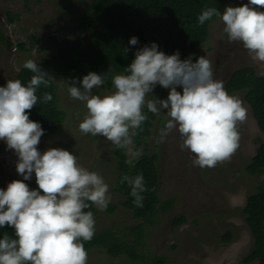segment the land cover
<instances>
[{
  "label": "clouds",
  "instance_id": "obj_1",
  "mask_svg": "<svg viewBox=\"0 0 264 264\" xmlns=\"http://www.w3.org/2000/svg\"><path fill=\"white\" fill-rule=\"evenodd\" d=\"M260 9L264 0L226 7L223 14L209 7L202 10L198 23L219 17L228 42L241 44L252 59L264 62V11ZM138 43L137 37L129 40L132 46ZM23 67L34 73L26 86L17 79L0 87V141L17 155L16 171L23 177L0 189V228L14 230V238L7 234L0 238V264H87L83 242L93 239L95 219L85 209L94 205L106 210L111 202L109 185L99 173L80 166L77 156L67 150H38L44 130L30 120L29 113L37 105V89L47 87L52 78L33 60ZM125 72L112 78L115 91L103 97L93 92L105 83L106 74L90 72L82 81H72L70 97L85 102L87 109L79 123L81 133L126 148L133 143V130L148 119L146 107L152 114L168 117L161 141L178 131L183 138L181 149L194 154L193 166L214 168L237 151L239 125L246 121L247 109L238 97L228 94L222 81L214 79L212 62L205 56L195 63L191 57L182 61L178 51L166 55L152 43L135 52ZM157 85L169 89L167 99L147 100ZM52 99L44 93V103ZM33 174L36 190L24 182ZM125 182L131 187L134 205L143 207L142 193L148 191L143 175H124L121 183Z\"/></svg>",
  "mask_w": 264,
  "mask_h": 264
},
{
  "label": "rangeland",
  "instance_id": "obj_2",
  "mask_svg": "<svg viewBox=\"0 0 264 264\" xmlns=\"http://www.w3.org/2000/svg\"><path fill=\"white\" fill-rule=\"evenodd\" d=\"M249 0H225L226 7H240ZM20 15V21L7 24L6 12ZM82 5L69 0H0V29L7 43H0V87L8 80H16L17 74L27 60L36 62L57 87L58 106L67 118L61 131L53 137H41L38 150L43 153L50 148L69 151L78 158L80 166L99 173L109 185L111 202L116 207L112 214L99 209L95 219V231L115 229L127 233L126 227L141 223L132 219V213L122 207L124 196L116 191L118 167L115 158L117 147L100 136L85 135L79 130V123L87 115L85 102L70 97L68 87L72 81H82L84 76L72 79L58 78L42 64V59L51 53L47 39L53 35L75 38L76 27L80 25ZM220 18L210 26L208 40L190 57L193 63L202 56L212 62L214 79L223 82L224 87L232 73L243 67H252L257 75H264V62L252 59L239 43H229L223 32ZM31 37L38 40L30 49ZM87 42V41H86ZM25 44L27 51H20L19 44ZM76 86H80L79 83ZM182 93V88H177ZM113 92L100 88L93 94L101 97ZM169 89L157 85L146 99H167ZM245 92L238 97L247 109L246 121L239 125V147L231 158L214 168L193 166L194 154L181 149L183 138L178 131H172L161 141L160 132L168 117L156 115L150 136L142 139L140 146L128 145V160L137 159L144 149L156 154L159 188L162 202L175 199L172 210L159 212L153 224H146L144 240L138 248L140 260L121 255L111 258L104 251H87V264H151V259L167 257L166 264H243L253 251V238L246 223L243 210L250 196L264 188V175L250 176L246 168L256 156L260 144H264V133L257 127L252 111L244 99ZM163 110L162 114H166ZM18 157L13 150L0 141V189L14 180H23L16 171ZM31 190L38 189L35 174L30 181H24ZM186 216L187 222L173 226V217ZM232 235L230 243L221 241L226 233ZM175 247V248H174ZM253 264H258L254 262Z\"/></svg>",
  "mask_w": 264,
  "mask_h": 264
},
{
  "label": "trees",
  "instance_id": "obj_3",
  "mask_svg": "<svg viewBox=\"0 0 264 264\" xmlns=\"http://www.w3.org/2000/svg\"><path fill=\"white\" fill-rule=\"evenodd\" d=\"M82 5L80 25L76 27L75 38L53 35L47 39L50 54L42 59V64L53 71L58 78L72 79L84 76L87 72L106 74L102 89L114 92L112 78L115 75L127 74V68L135 59V52L152 43L158 45V50L166 55L177 51L180 59H188L190 55L204 46L208 40L209 29L219 17H213L204 25L198 23L202 10L216 7L223 14L225 0H69ZM264 11V9H260ZM7 24L20 21V15L6 12ZM132 37H137L139 43L129 44ZM29 47L32 49L38 40L31 37ZM87 41V42H86ZM0 43H7L3 31L0 29ZM20 51H27L25 44L17 45ZM124 49H128L127 52ZM34 75L31 71L22 68L16 76L25 86ZM229 95L245 92L244 99L252 111L257 127L264 133V75H257L252 67H243L230 76L225 85ZM44 93L53 97L48 103L43 102ZM37 105L30 110L29 118L38 122L44 130V137L57 135L67 118L58 106L57 87L50 80L47 87L41 85L37 89ZM148 119L139 129H135L132 136L133 143L142 144V139L150 136L155 114L144 108ZM126 148H117L114 155L117 160L118 180L116 191L121 193L125 200L122 207L132 213V219L140 221L136 226L126 227L120 231L109 228L95 231L93 239L83 242L86 251L99 249L111 258L124 255L132 260H140L138 248L144 240L146 224L151 226L153 218L159 213H168L172 210L175 199L162 202L158 196L159 179L156 154H148L144 149L137 159L128 160ZM252 177L264 175V144H260L257 154L246 168ZM142 174L147 192L144 196L143 207H136L131 196V187L121 183L124 175L135 177ZM116 207L108 206L106 213L112 214ZM85 211H92L98 215L94 205ZM247 215L246 223L253 238V251L244 259V264L258 261L264 264V188H260L256 195L250 196L247 206L243 210ZM187 222L186 216L173 217V226L179 227ZM120 232V233H119ZM14 238V230L9 227L0 228V238L3 235ZM232 235L224 234L221 241L230 243ZM175 248V247H174ZM167 257L151 259V264H166Z\"/></svg>",
  "mask_w": 264,
  "mask_h": 264
},
{
  "label": "crops",
  "instance_id": "obj_4",
  "mask_svg": "<svg viewBox=\"0 0 264 264\" xmlns=\"http://www.w3.org/2000/svg\"><path fill=\"white\" fill-rule=\"evenodd\" d=\"M242 261H244V260H242ZM254 262H257V263L259 264V262H258V261H254ZM254 262H252V263H250V264H253ZM243 264H244V262H243Z\"/></svg>",
  "mask_w": 264,
  "mask_h": 264
}]
</instances>
